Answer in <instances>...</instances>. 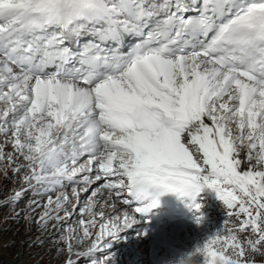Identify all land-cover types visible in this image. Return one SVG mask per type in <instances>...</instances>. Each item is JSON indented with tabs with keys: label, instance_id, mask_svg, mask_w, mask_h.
Instances as JSON below:
<instances>
[{
	"label": "snow or ice",
	"instance_id": "snow-or-ice-1",
	"mask_svg": "<svg viewBox=\"0 0 264 264\" xmlns=\"http://www.w3.org/2000/svg\"><path fill=\"white\" fill-rule=\"evenodd\" d=\"M0 177L60 264L203 188V264H264V0H0Z\"/></svg>",
	"mask_w": 264,
	"mask_h": 264
},
{
	"label": "bare ground",
	"instance_id": "bare-ground-1",
	"mask_svg": "<svg viewBox=\"0 0 264 264\" xmlns=\"http://www.w3.org/2000/svg\"><path fill=\"white\" fill-rule=\"evenodd\" d=\"M11 182L0 177V187H11ZM30 195V193L28 194ZM28 196L18 205L19 210ZM199 210H194L190 221L184 225L162 223L157 227L141 226V222L116 234L110 252L112 264H182L188 258L194 264H203L197 253L208 239L220 232L225 222V208L214 191L206 188L197 201ZM197 217H201L197 223ZM147 230V234L138 233ZM132 231V232H131ZM50 233L41 232L35 222L28 223L23 213L10 218L7 207H0V264H60L50 248ZM44 241L38 245L37 239ZM80 258L78 264L82 263Z\"/></svg>",
	"mask_w": 264,
	"mask_h": 264
},
{
	"label": "rangeland",
	"instance_id": "rangeland-1",
	"mask_svg": "<svg viewBox=\"0 0 264 264\" xmlns=\"http://www.w3.org/2000/svg\"><path fill=\"white\" fill-rule=\"evenodd\" d=\"M131 232H132V231H131ZM112 250L114 251V247H111V246H110V248H109V253H110ZM81 262L86 264V260H85V259L81 260Z\"/></svg>",
	"mask_w": 264,
	"mask_h": 264
},
{
	"label": "clouds",
	"instance_id": "clouds-1",
	"mask_svg": "<svg viewBox=\"0 0 264 264\" xmlns=\"http://www.w3.org/2000/svg\"><path fill=\"white\" fill-rule=\"evenodd\" d=\"M187 264H194V261H193L192 259H189V260L187 261Z\"/></svg>",
	"mask_w": 264,
	"mask_h": 264
}]
</instances>
